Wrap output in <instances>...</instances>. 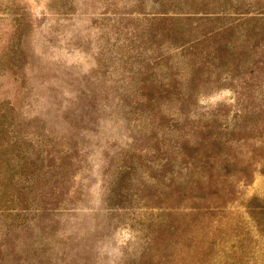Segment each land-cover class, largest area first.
Listing matches in <instances>:
<instances>
[{"label":"rangeland","instance_id":"obj_1","mask_svg":"<svg viewBox=\"0 0 264 264\" xmlns=\"http://www.w3.org/2000/svg\"><path fill=\"white\" fill-rule=\"evenodd\" d=\"M0 116V264H264V0H0Z\"/></svg>","mask_w":264,"mask_h":264},{"label":"trees","instance_id":"obj_2","mask_svg":"<svg viewBox=\"0 0 264 264\" xmlns=\"http://www.w3.org/2000/svg\"><path fill=\"white\" fill-rule=\"evenodd\" d=\"M7 128H8V124L0 122V132H7ZM12 178H13V176H12ZM8 179H10V182H11V175H9L6 170L0 169V195L2 196V194H4L7 196V193H9L10 195L8 197L10 198V200L13 203L15 202V200H17L16 205H18L17 206L18 209L23 211L24 208H22V206H21V201H22V203H24L25 200H23V197L20 195V193L23 192V188L21 187V183H19L18 185H14V187H13V185H11V183H10V185H8V183H7ZM13 197L15 198V200H13ZM6 199H7V197H6ZM10 200H8V201H10ZM252 209H253L252 211H254L252 214V219H253L254 223L256 224V226H258L264 230V204L256 203V204H254Z\"/></svg>","mask_w":264,"mask_h":264}]
</instances>
